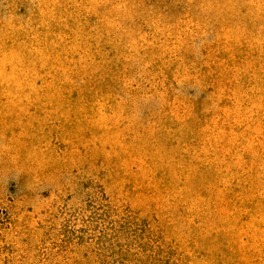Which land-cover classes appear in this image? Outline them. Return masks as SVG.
Returning a JSON list of instances; mask_svg holds the SVG:
<instances>
[{
    "label": "rangeland",
    "instance_id": "rangeland-1",
    "mask_svg": "<svg viewBox=\"0 0 264 264\" xmlns=\"http://www.w3.org/2000/svg\"><path fill=\"white\" fill-rule=\"evenodd\" d=\"M0 264H264V0H0Z\"/></svg>",
    "mask_w": 264,
    "mask_h": 264
}]
</instances>
